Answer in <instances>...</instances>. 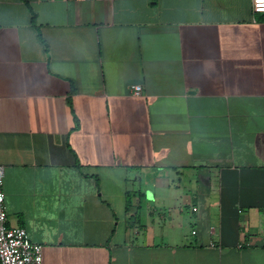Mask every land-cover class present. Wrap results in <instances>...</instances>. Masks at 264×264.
<instances>
[{
	"label": "crops",
	"instance_id": "0c3cea01",
	"mask_svg": "<svg viewBox=\"0 0 264 264\" xmlns=\"http://www.w3.org/2000/svg\"><path fill=\"white\" fill-rule=\"evenodd\" d=\"M0 163L42 264H264V14L0 0Z\"/></svg>",
	"mask_w": 264,
	"mask_h": 264
},
{
	"label": "built area",
	"instance_id": "2783aa9c",
	"mask_svg": "<svg viewBox=\"0 0 264 264\" xmlns=\"http://www.w3.org/2000/svg\"><path fill=\"white\" fill-rule=\"evenodd\" d=\"M251 1L253 14H264V0ZM141 91V86H136L134 94ZM5 175L6 168L0 163V264H42L43 245L34 242L26 228L8 222Z\"/></svg>",
	"mask_w": 264,
	"mask_h": 264
}]
</instances>
